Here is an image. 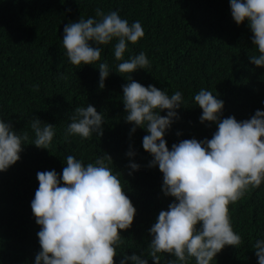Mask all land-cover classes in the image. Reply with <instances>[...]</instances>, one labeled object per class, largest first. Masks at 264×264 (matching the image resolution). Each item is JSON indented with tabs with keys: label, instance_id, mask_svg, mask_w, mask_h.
I'll use <instances>...</instances> for the list:
<instances>
[{
	"label": "trees",
	"instance_id": "trees-1",
	"mask_svg": "<svg viewBox=\"0 0 264 264\" xmlns=\"http://www.w3.org/2000/svg\"><path fill=\"white\" fill-rule=\"evenodd\" d=\"M97 8L104 13L118 10L129 23L142 24L144 37L129 44L124 57L143 51L151 67L131 73L132 79L169 95L182 93L186 103L164 136L169 149L183 139H210L216 130L214 124L199 122L201 109L192 104L201 88L223 100L221 118L231 115L240 121L264 110V67L249 62L248 56L258 55L252 34L246 22L237 26L232 20L228 0H0V118L29 137L20 159L0 172V264H33L40 250L39 226L30 208L38 187L36 173L60 174L69 154L87 164L106 153L111 157L108 166L121 173L122 188L136 212L131 227L120 232L116 264L122 252L144 251L147 256L148 229L173 200L161 191L158 167H147L151 156L142 148L145 130L130 131L132 125L124 119L121 85L129 74L116 72L119 61L112 44L103 46L101 60L93 65L73 66L64 55V25L80 17L95 18ZM99 62H107L111 71L103 89L98 87ZM87 104L104 115L102 136L66 138L68 117ZM32 117L54 125L47 150L31 144ZM130 146L135 153L131 158L125 155ZM130 159L140 168L128 175ZM228 210L241 244L225 246L212 264H257L251 244L264 238V183L229 204ZM160 255V264L174 259Z\"/></svg>",
	"mask_w": 264,
	"mask_h": 264
},
{
	"label": "clouds",
	"instance_id": "clouds-1",
	"mask_svg": "<svg viewBox=\"0 0 264 264\" xmlns=\"http://www.w3.org/2000/svg\"><path fill=\"white\" fill-rule=\"evenodd\" d=\"M232 20L237 26L246 22L251 44L258 55L249 62L264 67V0H228ZM139 20L129 23L118 10L104 13L95 9V18L80 17L64 25L61 43L64 55L73 66L93 65L101 60L103 46L112 44L119 63L116 72L129 74L121 85L124 119L145 130L142 148L151 156L147 167H158L162 173L161 191L173 200L167 210L159 211L148 229L151 240L147 256L120 253L118 264H160L161 255L174 259L168 264H212L225 247H238L241 236L233 230L228 205L240 200L250 189L264 183V110L257 109L245 120L222 117L223 100L201 88L192 104L201 109L199 122L216 130L211 138L183 139L169 149L164 139L173 122L179 119L177 109L186 101L180 91L171 95L152 84L132 79L131 73L147 70L151 62L143 51L124 54L129 44L144 37ZM98 87L110 74L107 62L98 63ZM264 104V101L261 102ZM161 111L165 114L161 115ZM65 137L89 139L103 134L104 115L94 106L76 107L68 117ZM34 134L31 144L47 150L55 135L54 125L32 117ZM180 135L179 132L176 133ZM28 133L14 131L10 121L0 118V172L20 159ZM129 158L135 155L130 150ZM109 155H99L94 163L84 164L69 154L62 172L38 171V187L30 202L40 250L33 264H116L120 232L131 227L136 212L121 185V173L113 172ZM131 175L140 165H127ZM257 264H264V238L251 244Z\"/></svg>",
	"mask_w": 264,
	"mask_h": 264
}]
</instances>
